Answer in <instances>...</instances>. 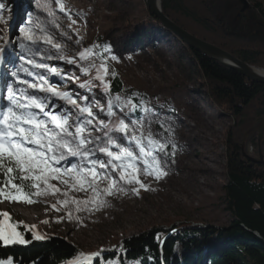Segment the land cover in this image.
Wrapping results in <instances>:
<instances>
[{"label":"rangeland","instance_id":"rangeland-1","mask_svg":"<svg viewBox=\"0 0 264 264\" xmlns=\"http://www.w3.org/2000/svg\"><path fill=\"white\" fill-rule=\"evenodd\" d=\"M243 1L247 5L251 3V0ZM39 3L42 5L44 0ZM61 3L65 10H70L71 20L53 3L51 7L59 17L57 27L38 6L37 0H0L4 5L0 9V37L3 38L0 39V48L5 49L0 53V60L8 59V56V64L13 63L5 67L0 103L3 106L7 103L8 85L14 83L17 88L26 87L15 83L19 79L34 82L23 71L24 68H33L25 63L26 59L60 69L68 76L79 77L75 82L60 80L45 69L33 68L34 72L40 71L52 83L60 85L59 91L68 89L73 94L84 91L77 85L88 77L76 65L59 58L55 49L41 44V48L53 54L52 59L41 60L39 55L32 56L20 47V28L29 26L30 20L43 22L55 41L63 45L62 55L69 59L78 58L80 51L92 48L93 41L99 39L104 61L112 72L119 74L127 91L147 95L146 101L153 110L149 116L151 131L171 141L166 149L167 155L163 157L167 175L159 180L141 175V181L149 190L141 188L136 194L131 188L138 185H124L126 193L107 197L108 206L92 212H77L75 204L57 205L59 210H54L52 205L57 199H64L59 194L38 198L42 202L31 205L5 201L0 203V212L10 213L12 223L23 222L18 227L23 234L36 232L43 237L62 238L85 256L107 254L113 242L138 237L166 223L188 222L204 228L227 226L230 219L219 199L225 184L223 141L231 120L221 116L211 104L201 86L197 69L181 45L169 33L147 21L144 0H61ZM21 7L23 10L19 14L17 10ZM78 39L79 44L76 43ZM24 43L28 45L27 41ZM93 53L90 60L81 63L85 66L93 62L101 64L100 56ZM93 83L96 85L92 90L95 99L100 106L106 107L107 97L103 95L99 82ZM163 105L171 111L159 113L158 108ZM95 108L99 113V107L92 109ZM118 115L123 114L118 112ZM101 118L106 119L102 114ZM161 123L172 132H166ZM58 187L64 188V185L58 184ZM69 195L85 198L83 192ZM22 214H28L31 220L23 218ZM3 219L0 216V220Z\"/></svg>","mask_w":264,"mask_h":264},{"label":"snow or ice","instance_id":"snow-or-ice-1","mask_svg":"<svg viewBox=\"0 0 264 264\" xmlns=\"http://www.w3.org/2000/svg\"><path fill=\"white\" fill-rule=\"evenodd\" d=\"M37 3L57 27L59 17L51 7L53 3L71 20L70 10H65L61 0H44L42 5L37 0ZM3 7L0 4V9ZM20 32V47L32 56L39 55L41 60L52 59L53 54L40 47L46 44L66 63L79 67L88 77L77 85L80 89L92 93L96 86L93 81H98L107 104L106 107L100 106L94 93L88 96L61 92L58 90L60 85L52 83L48 76L24 68L25 75L34 82L19 79L15 83L26 87L8 85L7 103L0 107V203L31 205L42 202L38 198L59 194L64 199H57L52 205L54 210H59L57 205L75 204L77 212H92L108 206L107 197L126 193L124 185H138L131 188L136 194L141 188L149 190L141 181V175H150L157 180L167 175L163 157L167 155L166 149L171 141L151 131L149 116L153 110L147 101L139 99L137 103V93L128 97L111 94L107 77L115 73H109L108 64L104 61L99 65L81 63L93 57L92 48H85L78 53V58L69 59L62 55L63 45L55 41L43 22L30 20L29 26L20 28ZM76 43L79 44L80 40ZM4 51L0 48V53ZM105 51H108L107 46ZM25 63L36 69H45L60 80L75 82L79 79L35 60L26 59ZM57 100L62 103L57 104ZM81 100L83 103L78 102ZM93 107H99V113L93 112ZM136 112L142 115L134 116ZM101 114L106 119L101 118ZM160 126L165 128L163 123ZM165 131L171 133L172 129L165 128ZM77 192L85 193V198L69 195ZM68 215L71 219V210ZM0 216L5 218L0 220V242L4 246L29 243L17 231L23 222L10 224L11 216L7 211L0 212ZM33 239L43 240L44 237L33 232ZM99 261V253L87 256L81 253L73 257L70 264H99ZM0 264L4 262L0 261ZM8 264H12L11 258Z\"/></svg>","mask_w":264,"mask_h":264},{"label":"trees","instance_id":"trees-1","mask_svg":"<svg viewBox=\"0 0 264 264\" xmlns=\"http://www.w3.org/2000/svg\"><path fill=\"white\" fill-rule=\"evenodd\" d=\"M144 8L147 21L169 33ZM160 8L181 30L264 71V1L251 0L244 12L241 0H160ZM171 36L197 69L211 104L231 120L223 141L225 184L219 199L230 221L223 228L188 222L157 225L138 237L113 242L110 251L100 255L99 264H264V164L250 162L264 160V130L258 140V129L264 123V85L248 81ZM99 41H93L92 48L104 61ZM108 67L109 73H115L107 77L111 94L131 95L119 74ZM147 98L139 94L136 102ZM163 111L171 110L163 105L158 112ZM8 222L11 224V219ZM23 237L29 243L4 246L0 242V261L70 264L81 254L62 238Z\"/></svg>","mask_w":264,"mask_h":264},{"label":"water","instance_id":"water-1","mask_svg":"<svg viewBox=\"0 0 264 264\" xmlns=\"http://www.w3.org/2000/svg\"><path fill=\"white\" fill-rule=\"evenodd\" d=\"M146 7L149 12L158 19V21L163 26V29L169 32V34L173 35L175 38L180 40L186 47L196 51L202 56L208 58L211 61H214L221 66L230 69L237 74L243 76L248 81L264 85V77L260 76L257 71H262L259 69H255L250 67L241 61L235 59L230 54L206 43L203 42L187 32L181 30L171 21H169L162 13L160 8V0H146ZM241 4L243 5L242 12H244L248 5L245 1L241 0ZM263 72V71H262ZM264 130V123L258 129V140L259 142L262 140V131ZM245 155V154H244ZM253 164H264V160L260 158L259 160H250Z\"/></svg>","mask_w":264,"mask_h":264},{"label":"bare ground","instance_id":"bare-ground-1","mask_svg":"<svg viewBox=\"0 0 264 264\" xmlns=\"http://www.w3.org/2000/svg\"><path fill=\"white\" fill-rule=\"evenodd\" d=\"M23 10V8L21 7V8H19L17 11H18V13L20 14V12ZM18 14V17H17V19H19V15ZM6 58H8L9 59V57L7 56ZM8 59H6V60H8ZM4 68H2V70H3ZM42 71V70H41ZM258 72V74L260 75V76H263L264 77V71L262 72V71H257ZM68 75V74H67ZM54 80V79H53ZM56 80V79H55ZM71 90V89H70ZM71 92V91H70ZM10 204V203H9ZM8 204V205H9ZM14 205V204H13ZM19 206V205H18ZM17 206V207H18ZM23 209V208H22ZM30 210H31V208H30ZM27 211H28V209H27ZM22 217L23 218H25V219H29V216H28V214H22ZM29 220H31V219H29Z\"/></svg>","mask_w":264,"mask_h":264}]
</instances>
